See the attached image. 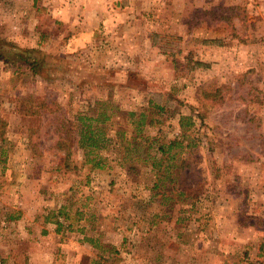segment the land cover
Returning <instances> with one entry per match:
<instances>
[{"label": "rangeland", "instance_id": "1", "mask_svg": "<svg viewBox=\"0 0 264 264\" xmlns=\"http://www.w3.org/2000/svg\"><path fill=\"white\" fill-rule=\"evenodd\" d=\"M66 3L0 0V264H264V0H128L74 50ZM129 112L179 146L124 156Z\"/></svg>", "mask_w": 264, "mask_h": 264}, {"label": "trees", "instance_id": "2", "mask_svg": "<svg viewBox=\"0 0 264 264\" xmlns=\"http://www.w3.org/2000/svg\"><path fill=\"white\" fill-rule=\"evenodd\" d=\"M36 52L34 49H24L20 55V60L26 65L31 74L36 75L39 73L41 68V63L37 59L33 58L31 54ZM158 110V113L163 112V107L158 104L154 105ZM126 119L131 124L132 132L131 138L129 140L125 139L124 134L119 136L120 140H123L124 147L122 153L124 156H129L130 154L136 153L140 148V143L142 141L148 142L146 147L147 150L152 149V144L157 143L156 152L161 154V158L157 161L158 164L165 157H169L170 150L174 147L179 146V143L176 139L171 140L167 143L159 142L158 139L147 137L143 135V130L145 126H152L153 121H146V115L144 113L129 112L126 114ZM110 120L109 115L105 111L98 112L95 116L88 114L79 115L77 122L79 123L77 134L78 137L75 141V148L83 151V158L85 164H91L92 169H102L104 168L103 159L100 157L99 152L107 149L108 143L111 139L106 135L105 130L103 129L104 124ZM147 122V123H146ZM181 124V123H180ZM181 128L185 129V126L180 125ZM61 142V141H60ZM58 148H62L63 144H57ZM70 150V149H69ZM155 161L156 159L152 157ZM152 165H155V162L152 161ZM135 167L131 165L127 171L134 172ZM155 187V186H154Z\"/></svg>", "mask_w": 264, "mask_h": 264}, {"label": "crops", "instance_id": "3", "mask_svg": "<svg viewBox=\"0 0 264 264\" xmlns=\"http://www.w3.org/2000/svg\"><path fill=\"white\" fill-rule=\"evenodd\" d=\"M127 5L128 0H67L65 8L58 9L57 18L64 24H71L74 27L76 24H83V28L69 29L71 37L68 39V46L70 50L90 42L100 23L116 22L121 18V14H116L114 9H121L122 6L128 8Z\"/></svg>", "mask_w": 264, "mask_h": 264}]
</instances>
